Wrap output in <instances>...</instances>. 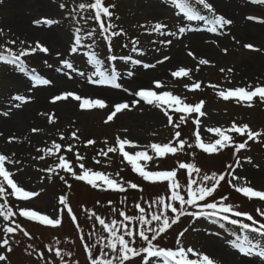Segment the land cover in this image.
Returning a JSON list of instances; mask_svg holds the SVG:
<instances>
[{"label": "rangeland", "instance_id": "374dc122", "mask_svg": "<svg viewBox=\"0 0 264 264\" xmlns=\"http://www.w3.org/2000/svg\"><path fill=\"white\" fill-rule=\"evenodd\" d=\"M90 1L2 0L0 2V30H2L0 32V51L11 48L13 51L19 52L30 45L35 46V43H26L21 26L27 25L47 32L52 31L55 34L52 36L51 42L44 40L45 47L49 49L47 54L37 51L35 54L23 58L27 64V69L23 72L14 65H7L0 61V120H12L15 113L20 111V107L14 105L15 96L19 95L28 99L35 97L36 89L31 80L32 70L46 79L49 76V70L60 71L64 76L70 75L80 85V88L74 89L75 93L85 97L98 98L89 90L83 92L86 86L92 88L105 86L113 90L119 89L134 100H138L139 97L133 94L140 89L152 88L156 90L154 81H152L155 80L153 77L142 81L144 72L155 71L158 73L159 71L160 73L163 70L160 67L174 58L180 64L189 67L196 64L200 66L199 59H207L210 63L201 65L200 73H190L191 79L172 76L169 82H164L162 91H170L174 95L180 96L187 104L195 105L200 101L205 102L202 109L205 115L199 117L201 121L199 130L205 143H214L218 138L208 129L215 127L226 129L230 128L233 123L237 126L247 124L253 131L264 132V125H262L264 123V102L256 98L253 101L254 106L248 107L235 100L225 101L218 94L221 90L235 87L264 85V40L251 44L254 49L246 48L245 45L249 44V41L234 32L236 21L216 33L209 31L212 14L206 9H198L199 14L205 16L206 20L189 21L175 8L174 4L170 3V0H105L106 5H115L113 9L115 16L112 22L117 27H124L130 31L125 35L126 39H123L124 45L117 41L118 36L113 37L111 41L105 39V34L99 28V23L91 22V19L94 18L93 10L82 11L79 9V3H89ZM213 1L211 0L212 3ZM245 1L255 3L254 0ZM189 2L192 3L193 0H189ZM26 3L28 6L25 5ZM60 4L65 6L61 8ZM213 4L217 15H224L225 18L230 19L224 10L215 3ZM255 5L259 7L260 4L255 3ZM248 16L264 20V14L259 8L243 10L241 20L262 24L256 20L247 19ZM44 19H54L59 23L51 26L35 23ZM157 22L167 26L163 30L165 33L171 31L176 35L169 37L152 31L151 25ZM182 26L195 29L196 33L201 34V39L196 42L184 40L185 36L190 35L193 31L179 34L178 29ZM243 26L247 25L243 24ZM77 27L81 29L80 34L85 39L82 40L78 51L72 53L71 47L75 41ZM116 31L120 30L116 29ZM89 32L93 33L90 37L88 36ZM169 39L172 41L171 44L162 43ZM62 40L67 41L66 46ZM10 41H15V43L12 44ZM133 41L136 43L133 44ZM133 47L137 48V51H133ZM224 49H227L226 53ZM93 51L101 61L103 71L109 76L118 74V79L114 84H94L87 78L92 76L96 70V66L88 62L87 54ZM189 51L194 54L195 58L188 55ZM200 55L205 57L200 58ZM112 56H116L117 60L113 61ZM165 56L170 59L158 63ZM122 57H131L132 60L140 59L142 63L133 64L131 60L121 59ZM63 60H69L73 64V69L66 68L61 63ZM145 64H153L155 67H144ZM229 69L232 71L230 72ZM81 72L84 73L83 76L80 75ZM128 73H132V75ZM14 76H18L20 79H16ZM23 78L29 80V84H24ZM92 78L100 79L98 76ZM196 82L201 85L198 90L185 87V85H192ZM115 84H120L121 87H115ZM213 85L216 87H212ZM62 92L64 91H60V93ZM5 99L11 100L13 105L10 106V103L4 105L6 104L4 103ZM68 101H73L72 107L78 111V122L76 121L74 126L69 120L57 119L47 129L33 132V129L37 128L36 123H18L20 125L19 132L24 135V140L20 141L21 137H19L16 145L14 144L12 148L9 146V148L7 145H10L12 141L9 142L6 138L0 139V154H4L14 161V163L5 162V167L13 173L12 178L25 190L39 193L38 196L26 201L9 196L6 206L11 208L16 215H19L21 209H27L39 211L52 218L59 217L62 220L60 226L51 227L42 225L39 221L28 220L26 217H20L16 222L14 220L16 215L10 221L0 216V241L5 238L9 239L13 248L11 253H7L5 248L0 247V254L7 256V260L0 264H46V261L60 264L59 258L54 255V250L57 247L64 252L72 253V256L65 257L68 264H76V262L90 264L87 252L83 247L84 243L95 244L99 235H107L98 221L89 218L93 212L106 221L122 220L123 217L119 215L120 211H124L128 215H139L136 204H140L150 217L156 210L155 201L160 197L167 199L170 196L171 192L167 182L153 183L143 179L139 181L142 184V186L140 185L142 191L128 189L130 188L128 187L123 196L118 191L102 190L101 188L96 190L90 185L80 186V183L73 184L71 188L65 186L64 180L60 179L61 176H64V170L59 169L57 164L60 156H64L70 162L69 154L71 153L75 170L79 171V165L82 162L86 168L94 172H105L118 182L123 183L122 175L118 171L123 168L118 157H123L122 153L117 151L108 153L107 156L100 154L101 150L107 151L109 147H118V137L128 139L137 146L135 148L125 146V151L131 154L141 150L148 151L153 159L147 162L141 161L142 165L147 163L146 170L165 171L171 170L170 167H175L178 171L177 180L185 186L181 189L182 195H186L189 178L187 170L179 169L182 160L193 161L201 169V175H211L213 172L220 175L223 171L226 172L225 181H222L217 188L219 193L216 191L214 198H209L208 202H217L221 197L228 196L226 203L230 202L236 210L251 214L255 219L264 223V217H261L258 212V209L264 210V201L248 199L227 183V180L232 179V175H237L240 180L234 181V183L238 186L247 185L264 191V137H261L259 141H252L253 144L248 143L246 149L239 153H235L234 147L230 146L218 153L204 156L197 151L193 136L191 132L187 131L182 133L179 139L186 138L188 144L192 145L191 148L185 145L183 151H178L175 155L167 154L164 157H158L151 150V144L178 146V139L175 137L177 128L173 126L175 124L173 113L176 112L172 109H169V115L172 116L173 124H169L168 117L162 108L148 105L143 101L132 106L131 110L118 113L113 121L106 123L111 106L122 101L105 100L109 105L108 108L92 110H82L78 106L79 102L71 99ZM14 124L17 125V123ZM186 125H192L191 121H186ZM196 130L197 125L194 133ZM73 132H76L78 139L72 137ZM231 135L234 137L237 134L233 132ZM245 138L247 137L245 136ZM88 140H94L95 144L88 145ZM53 142L60 144L61 149L59 151L53 149L52 153H49L48 149L52 148ZM68 145H72L71 151L68 150ZM190 152L196 153L195 157ZM77 153L86 160L78 161ZM237 158L241 162L239 167L235 164ZM248 158L251 160L250 163ZM97 160L100 163H96ZM229 164L235 169L234 173L228 169ZM48 169H55V172H50ZM8 191L11 189L8 188ZM61 196L68 198L80 229H77L65 206L60 203ZM109 201L112 203L109 204ZM0 203H5L3 197H0ZM113 209L116 211L114 212ZM194 210L198 209H192V211ZM169 215H172L170 210ZM230 219H239L251 224V221H247L244 217L230 216ZM16 224H19L20 228L15 233L4 231L5 227H15ZM186 227L188 232L180 238L182 245L194 247L208 254L217 261V264H261V261H264V258L255 255L246 256L231 243L237 237L243 239L247 236L253 243L264 246V237L252 233L250 230H243L240 225L231 224L230 220L225 221L220 218L209 220L201 217L193 222L191 217H182L178 224L154 243H158L161 247L175 248L179 233ZM20 229L27 231L29 235L25 236L24 231ZM89 233H95V235L88 239ZM81 235L85 237L84 240L80 239ZM253 237L255 238L253 239ZM29 245L32 247L29 248ZM136 246H146V242L137 237ZM49 247L53 248L52 252L48 251ZM99 247L100 245H97L96 249H93L94 255H99ZM41 252L44 253V259L39 256ZM141 260L142 258H136L129 264H141Z\"/></svg>", "mask_w": 264, "mask_h": 264}, {"label": "snow or ice", "instance_id": "6c2138e0", "mask_svg": "<svg viewBox=\"0 0 264 264\" xmlns=\"http://www.w3.org/2000/svg\"><path fill=\"white\" fill-rule=\"evenodd\" d=\"M0 2H2V0H0ZM254 2L264 4V0H254ZM170 3L174 4L175 8L178 9L179 12L182 13L189 21L206 20L207 18L200 15L198 11L199 8L206 9L212 14L211 26L208 30L213 33H216L218 30H222L226 26L233 23L231 19L225 18L224 15L216 14V8L211 0H193L192 3H190L189 0H170ZM64 6V4H60L61 8ZM78 7L82 11H94V19L99 23V28L105 34V39L108 41H111L113 37L124 34L122 29L120 31H116L115 29L117 28V25L112 22L113 17L115 16L113 11L115 8L114 4L106 5L105 0H92L90 3H79ZM116 19H119V17H116ZM247 19L264 23V20L255 16H248ZM35 23H44L51 26L59 22L54 19H44L42 21H36ZM166 27L167 26L165 24L157 22L151 25V30L169 37L176 35V33L171 31L165 33L163 30ZM189 31H195V29L187 26H182L178 29L179 34H184ZM0 32H2V30H0ZM80 32L81 29L77 27L75 41L71 47L72 53H76L78 51L82 40L85 39V37L81 36ZM92 35L93 33H88L89 37ZM10 43L14 44L15 41H10ZM135 43L136 41H133V44ZM162 43L171 44L172 41L169 39L162 41ZM245 47L254 49V46L251 44H246ZM132 50L137 51V48L133 47ZM37 51L47 54L49 49L41 45L39 42H36L34 47L30 45L28 48L21 49L19 52H15L11 48H5L3 51H0V61L7 65H14L23 72L27 69V64L23 58L35 54ZM224 51L226 53L227 49H224ZM87 55L88 62L96 66V70L92 76L87 77L89 81L94 84H114L116 79H118V74L109 76L105 71H103L101 61L97 58L94 51L89 52ZM188 55L195 58L191 51L188 52ZM111 59L115 61L117 60V57L112 56ZM121 59L131 60L133 64L142 63L140 59L132 60L131 57H122ZM168 59H170V57L165 56L164 59L159 60L158 63H163ZM45 63H47V61H45ZM61 63L66 68L73 69V64L69 60H63ZM209 63L210 62L207 59H199L200 65H207ZM144 67H155V65L145 64ZM191 71V69L181 67L178 71H174L172 75L174 77H188L191 79ZM221 71H223V69H221ZM229 71L231 72L232 70L229 69ZM128 74L132 75V73ZM80 75L83 76L84 73L81 72ZM93 76H98L100 79H93ZM31 80L34 86L50 85L53 83L50 79L43 78L37 74L35 70H32ZM154 85L156 90H153L152 88H142L134 93L133 95L139 97V99L133 100L131 104L129 102H118L112 105L105 122L107 123L113 121V119L117 117L118 113H122L125 110H131L132 106L143 101L148 105H154L158 108H162L164 110V114L168 117L169 124H173L172 116L169 115V109H172L176 113L187 114L179 117V123L173 125L176 128H179L180 125L191 116V114H197V117L194 120V123L197 125V130L194 133L196 146L208 154L218 153L230 146L234 147L235 153H239L241 150L246 149L248 141H259L261 137H264V132L253 131L247 124L237 126L233 123L230 128L226 129H222L220 127L208 129L209 132L215 133L218 138L215 139L214 143H205L201 138L199 130V125L201 123L199 117L205 115L204 111H202L205 102L200 101L195 105L187 104L180 96L174 95L170 91H162L164 85L161 81H154ZM115 87L119 88L121 85L115 84ZM185 87H190L192 90H198L201 85L199 82H196L192 85H185ZM212 87L216 86L213 85ZM218 94L225 101L235 100L237 103H244L246 106L252 107L254 106L253 101L256 98H259L261 102H264V85H256L255 87L252 85H248L247 87H235L227 90H221ZM69 99L79 102L78 106L82 110L105 109L109 107L108 103L102 98L85 97L73 91H64L55 95L51 98L50 102L56 103L60 101H68ZM14 100L26 102V98L19 95L15 96ZM41 114L43 115V113ZM52 122L53 121L50 118L49 123ZM37 131H39V129H33V132ZM233 132L239 134L241 137L246 136L247 138L242 143H236L231 135ZM180 136L181 132L176 131L175 137L178 139V146L174 147L172 144L153 143L150 145V148L158 157H164L167 154L175 155L178 151H183L184 146L187 143L185 140L179 139ZM72 137L78 139L76 132L72 133ZM61 138L63 139V137ZM13 139L14 137H10L9 142ZM87 144L93 145L95 144V141L88 140ZM117 144L118 147H109L107 151L101 150L100 154L107 156L108 153L117 151L121 152L123 157L129 162V164H131L132 169L137 172L140 177H142L145 181L153 183L167 182V186L170 189L171 194L167 199L165 197H160L155 201L156 210L152 212L150 217L145 208L141 207L140 204H136V208L139 210V215H128L124 211H120L119 215L123 217L122 220L112 219L111 221H106L104 218L93 212L89 218H94L95 221H98L99 225L102 227L103 231L107 233V235H99L95 244L84 243L83 247L87 252V259L90 264H129L130 261L136 258H142L141 264H217V261L214 258H211L208 254H205L194 247H185L182 245L180 238L184 237L185 233L188 232L187 227L179 233L176 240L177 247L175 248L161 247L158 243H154V241H157L158 238L167 233L174 225L181 221L182 217L185 216L191 217L193 222L201 217L209 220L213 218H220L225 221L230 220L231 224H238L243 230H250L252 233H257L261 237H264V223L255 219L251 214L236 210L233 204L226 203L225 201L228 200V196L221 197L217 202H208L209 198H214V193L217 191L221 182L225 181L224 174L218 175L213 172L211 175H201V169L197 167L195 163H180L179 169L187 170L189 175L186 185V195H182L181 189L185 186L177 180V170H146L147 163L142 165L141 161L143 160L147 162L153 159V157L148 154L147 150L136 151L134 154H131L130 152L125 151V146L127 145L133 148L137 146L132 141L128 139H121L119 137L117 138ZM188 147L191 148L192 145L188 144ZM53 149L59 151L61 149V145L53 142L52 148L48 149V152L52 153ZM68 150H72V145H68ZM76 155L78 161H83L84 157L80 156L79 153ZM41 159H43V157H41ZM6 161L8 163H14V161L6 155L0 154V197L5 199V203H0V216H2L5 220L10 221L16 213H14L11 208L6 206L7 198L9 196H15L18 200L26 201L30 198L38 196L39 193L27 191L22 186H19L12 178L13 173L5 167ZM248 161L249 163L251 162L250 158H248ZM96 163H100V161L97 160ZM240 163V159L237 158L235 160L236 166L239 167ZM57 167L67 173H70L76 180L84 181L93 188H101L102 190H112L122 193L127 191V188L123 183L118 182L105 172H94L91 169L86 168L82 162L79 165L81 170L79 174H77L71 163L67 161L64 156L59 157ZM227 167L231 170V173L235 172V169L231 164ZM48 171L55 172V169H48ZM60 179L64 180L67 184V180H65L64 176H61ZM238 180H240L239 176L232 175V179L227 180V183L248 199H258L259 201H264V191L256 190L255 188L247 185L238 186L234 183V181ZM128 187L132 189L139 188L137 184L131 182L128 183ZM8 188H10L11 191H8ZM140 190L142 191L143 189L141 188ZM60 203L65 206L69 217L75 223L77 229H80L77 217L69 205L68 198L66 196H61ZM111 203L112 202L109 201V204ZM149 207H151V205H149ZM189 208L198 210L189 211ZM169 210L172 215H169ZM113 211L115 212L116 209H113ZM258 212L261 217H264V210L258 209ZM19 215L26 217L28 220L39 221L40 224L51 227H58L62 223L61 218H52L49 215L42 214L36 210L21 209ZM230 216L244 217L247 221H251V224L242 222L239 219H230ZM19 228L20 225L16 224L15 227H5L4 231L7 233H15ZM20 230L24 231L23 229ZM24 235L28 236L29 233L24 231ZM93 235H95V233H89L88 239H91ZM137 237L146 242V246L137 247ZM254 238L255 237H253V239ZM80 239L84 240L85 237L81 235ZM231 243L233 247L239 249V251L246 256L255 255L259 258H264V246H261L259 243H253L247 236L243 239L237 237L236 240L231 241ZM57 244H59V241H57ZM97 245H100L98 249V256L94 255L93 252V249H96ZM0 247L5 248L7 253H11L13 251L10 240L7 238L0 241ZM31 247L32 245H29V248ZM48 251L52 252L53 248L49 247ZM29 255H31V253H29ZM54 255L59 258L60 264H68L65 257L72 256V253L64 252L57 247L54 250ZM39 256L41 259L45 258L43 252L39 253ZM6 260L7 256L0 254V262H4ZM46 264H52V261H46ZM76 264H78V262H76ZM261 264H264V261H261Z\"/></svg>", "mask_w": 264, "mask_h": 264}, {"label": "bare ground", "instance_id": "6f19581e", "mask_svg": "<svg viewBox=\"0 0 264 264\" xmlns=\"http://www.w3.org/2000/svg\"><path fill=\"white\" fill-rule=\"evenodd\" d=\"M218 7H220L224 12L230 17L232 21H236L234 23V32L243 38H246L249 41V44H256L264 40V23L262 24H255L254 22H244L241 20L242 12L245 9H260L261 12L264 14V4H260L259 7L252 2H246L245 0H214ZM44 4V3H40ZM25 5L28 6V3ZM46 5V4H44ZM246 24L247 26H243ZM23 28L22 33L25 35L24 38L26 39V43L32 42L35 43L39 42L41 45L45 46L44 40L51 42L52 36L55 35L52 31L47 32L42 29L34 28L31 26H21ZM49 31V30H48ZM191 40L192 42H196L201 39V34L196 33L193 31L190 35H186L184 40ZM62 43L65 44L67 41L62 40ZM200 58L205 57L204 55H200ZM180 64L175 58L168 61L160 68L163 70L155 72V71H148L144 72V78L142 81H147V78L153 77L155 80L152 81H161L163 84L164 82H169L172 77V73L179 70V68L183 67L185 69H191V74L193 73H200L201 65L198 64L189 67ZM199 69V70H197ZM16 79H20L18 76H14ZM47 79L53 81L50 85H39L35 86L36 95L32 99L26 98L25 101H15V107H20L19 112L15 113L14 118L12 120L8 119H1L0 120V139H8L10 137H14L12 143L10 145L11 148L13 145L18 142V138L21 137V140H24V135L19 132V124H27L28 122H33L37 124V128L35 129H47L55 120L57 119H64L69 120L72 126L78 122V115L77 110L72 107L73 101H61L59 103H52L51 98L55 95H58L60 91H73L76 92L74 89L80 88L79 82L72 78L70 75L64 76L60 71H52L49 70V76ZM24 84H29V80L22 79ZM33 85V84H32ZM86 89V90H85ZM83 89V92L87 90L91 91L93 95L98 98H102L104 100H110L112 102L118 100L122 102H129L131 103L134 99L131 96L122 93L121 90H113L106 88L105 86H98V87H88ZM56 91V92H54ZM4 105H13L11 104V100L5 99ZM19 105V106H17ZM15 112V111H14ZM43 113V115L41 114ZM53 121L49 123V119ZM18 121V122H17ZM14 123H17L15 125ZM19 123V124H18ZM16 145V144H15ZM9 147V148H10ZM1 148V145H0Z\"/></svg>", "mask_w": 264, "mask_h": 264}, {"label": "trees", "instance_id": "16d2710c", "mask_svg": "<svg viewBox=\"0 0 264 264\" xmlns=\"http://www.w3.org/2000/svg\"><path fill=\"white\" fill-rule=\"evenodd\" d=\"M121 13V12H120ZM119 30H123V35H121L120 36V38L121 39H124L125 38V35L126 34H128V33H130V31L128 30V29H125V28H118ZM127 36H130V35H127ZM181 115H187V114H183V113H173V119H174V123L175 124H177V123H179V117L181 116ZM197 117V114H191V116L188 118V119H186V121H191V123H192V125H186V121L183 123V124H181L180 125V127L179 128H177V131H180L181 132V135H182V133H184V132H191V135L193 136V140H194V142H195V145H196V138H195V135H194V129L196 128V124L194 123V120H195V118ZM262 125H264V123L262 124ZM182 140H185L187 143L185 144V145H188V141H187V139L186 138H181ZM233 140L236 142V143H242L243 142V140H244V137H241V136H239L238 134L237 135H235L234 137H233ZM253 144V143H252ZM198 149H197V151L198 152H200L202 155H207V153H205V152H203V150L202 149H200L199 147H197ZM191 154L193 153V152H190ZM195 154L196 153H194V157H195ZM185 160V159H184ZM120 161H121V163L123 164V168L121 169V171L120 170H118L119 171V173L122 175V180H123V184H124V186L126 187V188H128V183L129 182H131V183H135V184H137L138 186H139V188H138V190H140L141 189V186H142V184L139 182L140 181V179H142L140 176H139V174L137 173V172H135L130 166H129V164L124 160V158L123 157H120ZM183 161V160H182ZM184 163H193V161H191V160H185L184 161ZM188 173V172H187ZM78 174V173H77ZM221 174H226V172H222ZM226 176V175H225ZM65 177V180H67V184L65 183V181H64V183L66 184L65 186L66 187H68L69 188V185H70V188L72 187V185L73 184H75V183H80V186H83V184L80 182V181H78V180H76L70 173H66V175L64 176ZM141 185V186H140ZM128 189H132V188H128ZM127 189V190H128ZM127 192V191H126ZM126 192H120V194L123 196L124 194H126ZM217 192H218V190H217ZM216 192V193H217ZM219 193V192H218ZM120 196V195H119ZM121 198V197H120ZM227 203H230V202H227ZM21 216L20 215H16L15 216V218H16V220H19V218H20Z\"/></svg>", "mask_w": 264, "mask_h": 264}]
</instances>
